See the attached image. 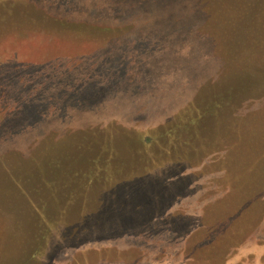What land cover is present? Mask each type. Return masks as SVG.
<instances>
[{
  "label": "rangeland",
  "instance_id": "1",
  "mask_svg": "<svg viewBox=\"0 0 264 264\" xmlns=\"http://www.w3.org/2000/svg\"><path fill=\"white\" fill-rule=\"evenodd\" d=\"M0 264H264V0H0Z\"/></svg>",
  "mask_w": 264,
  "mask_h": 264
},
{
  "label": "trees",
  "instance_id": "2",
  "mask_svg": "<svg viewBox=\"0 0 264 264\" xmlns=\"http://www.w3.org/2000/svg\"><path fill=\"white\" fill-rule=\"evenodd\" d=\"M248 87V89H249V94H251L252 95V92H253V90L255 89L256 91H257V89L259 90V89H262V87H260V86H258L257 85V83L256 84H251V85H249V86H247ZM254 87H256V88H254ZM254 90V91H255ZM251 92V93H250ZM255 93V92H254Z\"/></svg>",
  "mask_w": 264,
  "mask_h": 264
}]
</instances>
